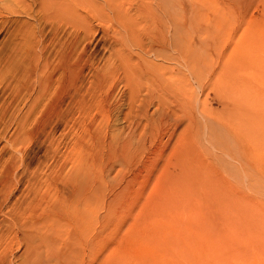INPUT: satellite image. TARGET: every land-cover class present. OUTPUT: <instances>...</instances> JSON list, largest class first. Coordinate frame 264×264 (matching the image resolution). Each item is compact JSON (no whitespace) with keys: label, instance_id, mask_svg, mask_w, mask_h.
Here are the masks:
<instances>
[{"label":"rangeland","instance_id":"1","mask_svg":"<svg viewBox=\"0 0 264 264\" xmlns=\"http://www.w3.org/2000/svg\"><path fill=\"white\" fill-rule=\"evenodd\" d=\"M181 1L187 64L151 58L172 72L157 106L129 105L118 70L94 79L115 45L82 12L91 29L65 70L47 50L41 94L50 29L0 0V264H264V0Z\"/></svg>","mask_w":264,"mask_h":264},{"label":"bare ground","instance_id":"2","mask_svg":"<svg viewBox=\"0 0 264 264\" xmlns=\"http://www.w3.org/2000/svg\"><path fill=\"white\" fill-rule=\"evenodd\" d=\"M29 1L39 6L41 15L38 20L47 25L51 34L50 45H44L43 41L37 39L41 49L37 58L40 61L41 76H44L41 77L39 83L41 94L46 92V88L53 80V75L48 74L51 64L49 59L45 57L47 50L51 49L53 53L49 58L57 59V67L60 70H65L72 58V51L84 41L86 34L91 29L90 22L80 16V12H82L96 20L100 27H105L106 23H109L111 38L114 40L115 50L113 46V52L116 62L113 61L109 66V71L93 73L97 82L105 81L109 74L116 75V70H118L123 76L124 85L130 91L127 96L129 105H143L148 102L149 105L157 104L158 106L160 103H167L172 98L174 94L172 72L166 66L159 71L161 64L157 66L153 60L169 63L174 58L171 55L174 52L173 54L183 57L180 58L181 65L186 67L187 62L184 57L186 56L187 37L185 35V21L181 13V8H183L181 0H172L173 8H170V0ZM103 4L106 6L104 7ZM131 11L135 15L132 16ZM79 16L82 22H80ZM69 29L71 32L68 31ZM61 31L69 35L68 42L64 44L57 40V35ZM42 33V29L37 31L39 36ZM87 45H84L83 49L87 50ZM88 68L90 67L88 66ZM74 75V78L77 79L76 72ZM140 87H142V91L148 89L155 90V92L146 96L147 98L141 99L138 95ZM75 100L76 98L73 101ZM86 179L73 182L75 183L71 190L73 198L83 197L84 200H80L87 201L89 195L93 194L95 186L92 184L94 182L91 184V181L86 182ZM81 203L84 204L85 202ZM57 256L59 257V255ZM60 261L63 262L64 260L61 259Z\"/></svg>","mask_w":264,"mask_h":264}]
</instances>
